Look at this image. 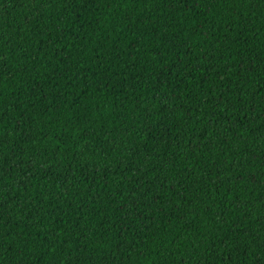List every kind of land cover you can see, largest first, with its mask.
Wrapping results in <instances>:
<instances>
[{
	"label": "trees",
	"instance_id": "obj_1",
	"mask_svg": "<svg viewBox=\"0 0 264 264\" xmlns=\"http://www.w3.org/2000/svg\"><path fill=\"white\" fill-rule=\"evenodd\" d=\"M0 264H264V0H0Z\"/></svg>",
	"mask_w": 264,
	"mask_h": 264
}]
</instances>
